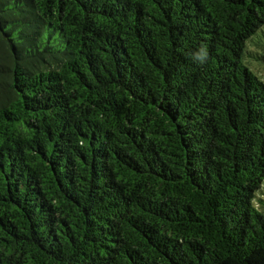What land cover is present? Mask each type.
<instances>
[{
  "label": "trees",
  "instance_id": "trees-1",
  "mask_svg": "<svg viewBox=\"0 0 264 264\" xmlns=\"http://www.w3.org/2000/svg\"><path fill=\"white\" fill-rule=\"evenodd\" d=\"M263 39L264 0H0V264H264Z\"/></svg>",
  "mask_w": 264,
  "mask_h": 264
},
{
  "label": "rangeland",
  "instance_id": "rangeland-1",
  "mask_svg": "<svg viewBox=\"0 0 264 264\" xmlns=\"http://www.w3.org/2000/svg\"><path fill=\"white\" fill-rule=\"evenodd\" d=\"M260 34H262V32ZM260 45L262 46V48L260 47V49L258 50L259 53L264 51V39L262 40V43ZM245 63L255 74L259 75L264 81V68L261 66H264V64L262 62L259 63L254 58L247 57L245 59ZM255 70L257 71V73L255 72Z\"/></svg>",
  "mask_w": 264,
  "mask_h": 264
}]
</instances>
